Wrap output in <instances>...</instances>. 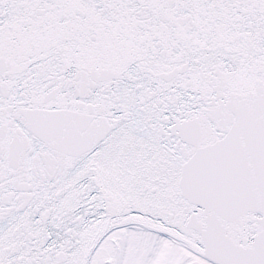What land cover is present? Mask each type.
Here are the masks:
<instances>
[{"label": "snow or ice", "instance_id": "snow-or-ice-1", "mask_svg": "<svg viewBox=\"0 0 264 264\" xmlns=\"http://www.w3.org/2000/svg\"><path fill=\"white\" fill-rule=\"evenodd\" d=\"M0 264H264V0H0Z\"/></svg>", "mask_w": 264, "mask_h": 264}]
</instances>
